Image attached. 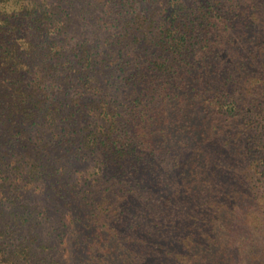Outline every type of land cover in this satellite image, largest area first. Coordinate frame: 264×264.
<instances>
[{
	"label": "trees",
	"instance_id": "obj_1",
	"mask_svg": "<svg viewBox=\"0 0 264 264\" xmlns=\"http://www.w3.org/2000/svg\"><path fill=\"white\" fill-rule=\"evenodd\" d=\"M98 1L0 0V264L57 263L17 183L63 210L87 159L88 264L234 261L264 215V0Z\"/></svg>",
	"mask_w": 264,
	"mask_h": 264
},
{
	"label": "rangeland",
	"instance_id": "obj_2",
	"mask_svg": "<svg viewBox=\"0 0 264 264\" xmlns=\"http://www.w3.org/2000/svg\"><path fill=\"white\" fill-rule=\"evenodd\" d=\"M90 1L96 7L94 9V14L100 15L104 10V7L100 5L98 0ZM76 27H78L79 33L80 24L78 23ZM91 31H93V28L90 26L88 32L91 33ZM52 149L55 148H51L50 151ZM57 153H59V151L56 149L51 151V154L54 155V157H57ZM93 166V159H87L81 163L76 161L61 164L62 170L64 169L62 171L64 175L72 178L68 182L69 185L77 182V188H75L71 194V206L64 208L63 210H59L56 203L52 201L53 190L49 184L50 182L31 184L25 188L24 185L26 184V180L21 177L20 181L17 183L22 187V199L24 203H31L29 205L38 204L41 207H48L50 210L49 217L51 218L52 227H43L40 225L37 227V230L42 233L41 237L44 244L47 245L46 247L51 248L47 253L52 256L49 257L50 259L52 258L57 261L56 264H88L87 260L90 252V237L92 231L85 229V221L82 225H80V223H74L75 225H71L70 222L74 220L78 213L80 214L79 217L84 219L85 209L80 207L81 201L79 200L81 195L76 193L83 191L86 194L88 185H92V180L99 178L102 175V171L97 174L95 171L92 172L94 170ZM105 178H100V181L104 183ZM104 186L100 191L101 196L103 195L102 192L104 191ZM104 194L108 195L105 191ZM63 202L64 201H62V203ZM64 216L66 217L65 219ZM255 218V216H252L246 221L241 220L237 233L231 235V237H234V241L236 239L234 245L239 250L237 254L235 250L233 251V254L231 253L234 255V261L224 259L222 256V261H219L218 264H264V215H259L258 218ZM5 223L12 224L13 220L7 219L3 225H5ZM64 224H67V226L64 227ZM0 226H2L1 219ZM27 230L28 228L24 227L22 232L26 235L28 232ZM58 234L59 236H57Z\"/></svg>",
	"mask_w": 264,
	"mask_h": 264
}]
</instances>
